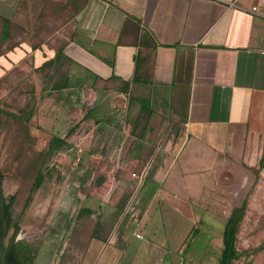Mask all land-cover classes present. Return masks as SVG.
Segmentation results:
<instances>
[{"label": "crops", "instance_id": "1", "mask_svg": "<svg viewBox=\"0 0 264 264\" xmlns=\"http://www.w3.org/2000/svg\"><path fill=\"white\" fill-rule=\"evenodd\" d=\"M253 7L264 14V0H0V36L12 44L0 76L29 58L35 79L62 96L65 123L77 122L66 142L104 176L95 242L114 248L101 264H118L131 229L156 261L165 227L180 235L177 251L190 239L212 250L216 234L221 248L231 173L253 167L264 187V18ZM53 102L37 101L38 113ZM130 258L122 264H144Z\"/></svg>", "mask_w": 264, "mask_h": 264}, {"label": "rangeland", "instance_id": "2", "mask_svg": "<svg viewBox=\"0 0 264 264\" xmlns=\"http://www.w3.org/2000/svg\"><path fill=\"white\" fill-rule=\"evenodd\" d=\"M3 41L0 36V53L12 46ZM61 45V42H57L53 47L58 49ZM31 68L30 59L27 58L22 66L12 67L0 76V171L4 175L1 193L6 199L15 196L12 220L19 230L13 242L30 249L33 264H101L99 256L111 253L114 248L112 243L107 242L100 247L95 242L99 238L100 229L93 196L97 184L104 176L92 168L93 165L87 168L84 156L78 154L76 144L66 142L69 129L76 130L77 122L75 120L76 123L73 122L70 127L65 123L61 108L62 96H51L46 90L49 87L35 79V72ZM59 73L57 69L52 71L49 75L50 83L60 78ZM37 84L43 87L41 101L35 95ZM37 101L41 105L53 102L55 106L43 107V115H40ZM22 112L32 113L28 124L11 116H20ZM53 139L62 143L57 144ZM261 147L264 149V139L257 142V157ZM258 172L247 166L243 171L240 169L231 173L229 204L227 210H224V216L230 214L234 207L247 203L246 214L237 234L239 258L234 264H264V187H257ZM38 174L44 177L43 183L33 195L29 206L23 210ZM108 194L109 190L105 196ZM218 229L222 232V225ZM132 231L129 230V235H126L130 242L129 249L124 254L119 251L114 256L118 257V264L128 261L127 258L134 253L138 254V263L144 264H176L177 259H183V264H216L220 256L218 234L214 235L212 250H193L189 245L190 239L182 252L176 248L180 235L170 240L169 230L165 227L163 231L167 234L162 235V241L158 244L160 249L157 251L162 255L161 261L148 259L155 255L154 246L146 248V235L138 234L142 236L143 240H140V237L130 236ZM199 231L202 233L203 229ZM12 234L13 229L8 232L4 247L9 246ZM201 235L196 236V239L206 246L209 236ZM194 236L192 233L191 238Z\"/></svg>", "mask_w": 264, "mask_h": 264}, {"label": "trees", "instance_id": "3", "mask_svg": "<svg viewBox=\"0 0 264 264\" xmlns=\"http://www.w3.org/2000/svg\"><path fill=\"white\" fill-rule=\"evenodd\" d=\"M61 51L56 53L55 58L49 61L47 65L57 62L60 58ZM46 64L43 65L44 68ZM60 79H57L54 83V88L57 89ZM11 115V114H9ZM12 117L18 119L20 122L28 124L32 117L30 112H22L20 116L11 115ZM0 126H1V113H0ZM70 133V132H69ZM52 141L57 144H61L62 141L58 139H53ZM264 166V153L260 159L259 167ZM4 175L0 171V264H33V256L30 254V249L23 246L21 243L14 244V238L19 230L18 225H13L12 220V207L15 202V196H11L8 199L4 198L1 193V183L3 181ZM44 177L38 174L35 181L30 189L29 195L26 198L23 210H25L30 202L32 201L33 195L41 187ZM247 210V203L243 202L240 206L234 207L227 219L221 236L222 247L220 251V256L216 264H234L239 258V252L236 248L237 234L240 225L245 217ZM13 229V234L10 240V244L4 247V241L8 232Z\"/></svg>", "mask_w": 264, "mask_h": 264}, {"label": "built area", "instance_id": "4", "mask_svg": "<svg viewBox=\"0 0 264 264\" xmlns=\"http://www.w3.org/2000/svg\"><path fill=\"white\" fill-rule=\"evenodd\" d=\"M215 1L218 2V3H221V4H223V5H226V6H228V7H232V6H234V0H215ZM251 11H252L253 13H255V14H259L261 17L264 18V14H260V13L258 12V10H257L256 7H253ZM134 176H135V175H133V177H134Z\"/></svg>", "mask_w": 264, "mask_h": 264}]
</instances>
